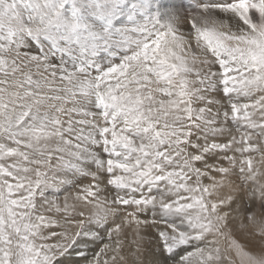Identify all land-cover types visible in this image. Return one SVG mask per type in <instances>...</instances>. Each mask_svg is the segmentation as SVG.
Instances as JSON below:
<instances>
[{
    "label": "snow or ice",
    "instance_id": "6c2138e0",
    "mask_svg": "<svg viewBox=\"0 0 264 264\" xmlns=\"http://www.w3.org/2000/svg\"><path fill=\"white\" fill-rule=\"evenodd\" d=\"M0 264H264V0H0Z\"/></svg>",
    "mask_w": 264,
    "mask_h": 264
}]
</instances>
